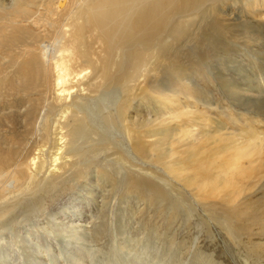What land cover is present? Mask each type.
Returning a JSON list of instances; mask_svg holds the SVG:
<instances>
[{"label":"bare ground","instance_id":"6f19581e","mask_svg":"<svg viewBox=\"0 0 264 264\" xmlns=\"http://www.w3.org/2000/svg\"><path fill=\"white\" fill-rule=\"evenodd\" d=\"M223 1L79 0L77 6H71L73 22L66 25L62 38L52 47L36 43L37 49L25 43L29 38L14 22L10 34L21 42L15 44L20 56L40 55L34 63L0 67V237L14 234L21 241L22 253L23 247L31 250L36 246L39 257L36 255L29 264H112L117 260L100 256V251L88 247L106 235V226L94 228L90 237L81 224L70 222L81 212L74 214L68 206L49 213L53 220L41 223L35 228L38 231L28 225L31 216H44L61 196L80 187L91 199L100 195V206L106 207L110 201L105 197L112 189L102 190L106 184L103 178L117 185L116 192L122 198H157L159 207L169 197L167 190L181 193L187 188L210 196L222 193L228 203V190L241 185L243 217L251 224L245 229L261 224L264 206L255 211L251 206L257 201L248 203L245 199L249 196L245 195L251 184L264 181V134L258 136L249 130L241 139L226 137L225 127L210 115L172 109L173 101L193 97L186 91L207 95L202 90L205 81H185L182 75L186 70L175 63L189 57L171 53V45L180 39L188 47L183 34L185 23L195 18L205 21V14L199 16L198 12L206 6L210 16L218 15ZM245 2L250 22H257L254 8L256 4L262 7L264 0ZM30 4L36 10L44 7L53 15L54 0H3L0 13L30 20L37 14L28 10ZM206 22L214 37V24ZM260 48L264 49V44ZM195 58L200 61L202 56ZM21 66L20 74L26 72V77L18 93L39 97L42 104L37 113H26L18 123L4 113L1 94L5 86L20 81V77L5 76L7 70L14 72ZM46 67L52 70L54 79L52 104V97L45 96L41 87ZM97 97L95 109L84 101ZM195 99L208 106L207 101ZM231 99L236 103V97ZM147 103L154 111L150 117L143 114ZM240 109L248 111L245 106ZM87 114L91 120H85ZM261 188L264 184L258 190ZM224 213L230 215L232 211ZM98 216L95 213L92 217ZM115 231L118 248L126 249L131 234L121 224ZM47 232L65 238L66 245L60 249L42 242L40 234ZM6 243L9 240L0 238L1 259L9 256ZM155 254L163 259L165 250H155ZM24 255L30 258L29 253ZM44 257L48 263L42 262ZM137 261L134 258L133 262Z\"/></svg>","mask_w":264,"mask_h":264},{"label":"rangeland","instance_id":"374dc122","mask_svg":"<svg viewBox=\"0 0 264 264\" xmlns=\"http://www.w3.org/2000/svg\"><path fill=\"white\" fill-rule=\"evenodd\" d=\"M4 2L7 3L8 0ZM78 2L79 0H54V6L51 7L53 15L43 10L44 7L36 10L30 4L28 10L37 13L30 20H20L0 13V67L10 68L16 62L23 63L24 66L39 59L40 54L37 53L33 56H20L15 44L21 42L10 34L15 29L14 22H17L16 27L22 28L25 36L29 38L25 43L35 49H37L36 43H44L52 47L62 38L66 25L73 22L71 6L73 4L77 6ZM223 2L219 6L218 15L210 16L206 6L199 11L200 13L198 12L199 16L205 14V21L195 18L185 23L183 34L187 36L189 48L180 39L171 45V53H185L189 57L175 63L180 70H186L182 75L183 78H187L185 81L188 79L200 83L205 81L202 90L207 95L200 97L198 93L186 91L184 93L193 97L182 99L178 103L173 101L172 109L193 113L200 111L210 115L213 120H219L225 127L226 137L235 136L241 139L249 130L262 136L264 134V49L260 46L264 44V2L262 7L256 4L254 8L253 16L257 22H250L245 0ZM209 16L211 19L207 20ZM206 21L214 24V37L211 36L210 24ZM253 51L258 52V55ZM197 55L202 56L200 61L195 58ZM22 66L16 67L14 72H11V69L7 70L9 73L5 76L10 79L20 77V81L5 86L1 94L3 98L1 105L6 108L4 113L18 123L23 121L26 113H37L42 104L39 97L18 93L26 77V72L20 74ZM41 79H43L41 87L44 95L52 97L49 103L52 104L54 102L51 92L54 84L52 70L46 67ZM146 94L149 97L153 96L150 90H147ZM211 95L215 96L213 100ZM98 97L92 100L86 98L84 101L95 109ZM194 97L207 101L208 106L201 104L202 102L201 105L198 104ZM231 97H236V103ZM182 102L185 104L184 108H181ZM241 106H245L248 111L240 109ZM205 108L211 113H207ZM144 113L148 117L154 115L150 103L144 106ZM87 119L91 120L89 114L85 116V120ZM102 181L106 183L102 190L112 189L105 197L110 201L106 207L100 206L102 201L100 195H94L91 199L80 187L73 193L68 192L69 194L61 196L56 206L49 207V210L45 211V217L31 216L28 225L34 227L33 231H38L35 228L50 219L49 213L68 206V210L74 214L81 212L79 217H74L75 219L70 222L81 224L90 237L92 236L90 232L94 228L100 224L106 226V235L100 236L99 242L89 244L88 247L97 249L100 251L99 255L107 259L114 256L117 260H113L112 264H264V218L261 221L262 225L245 229L251 224L243 217L241 185L237 189L228 190L231 198L227 203L222 193L210 196L207 193H192L187 188H184L185 192L177 193L168 191L165 184L166 194H169V197L159 207L157 198L149 200L141 195L122 198L123 196L116 192L117 185L113 184L112 180L103 178ZM174 182L179 185V181L174 180ZM262 184L264 181L251 184L245 195L249 196L245 199L246 202L257 201L251 206L255 211L264 206L262 202L264 189L258 190ZM177 194L178 199L175 198ZM181 197L186 201L183 202ZM81 198L85 200L81 201ZM176 199L178 209L174 207ZM225 209L231 210L232 214L224 213ZM95 213H99V218L92 217ZM118 224L123 225L132 237V241L123 250L118 248L119 235L115 231ZM10 235L5 234L0 237L9 240L5 250L9 256L4 259L0 257V263L3 261L4 264H29L36 255L39 257L40 253L36 246L31 250L23 247L24 253H29L30 256V258L25 257L20 248V239L14 234ZM40 237L42 242L49 243L51 247L60 248L66 245L65 238L58 235L51 236L50 232L40 234ZM40 237L36 239L39 240ZM44 243H41L42 246ZM161 248L165 250L163 259L155 254V250L157 252ZM134 258H138L137 263L133 262ZM44 261L47 262L45 257L42 259V262Z\"/></svg>","mask_w":264,"mask_h":264}]
</instances>
